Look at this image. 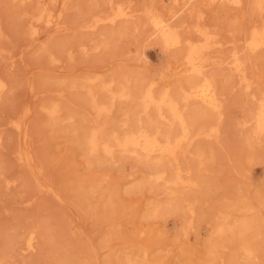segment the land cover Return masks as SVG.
<instances>
[{
	"label": "rangeland",
	"instance_id": "374dc122",
	"mask_svg": "<svg viewBox=\"0 0 264 264\" xmlns=\"http://www.w3.org/2000/svg\"><path fill=\"white\" fill-rule=\"evenodd\" d=\"M179 1L0 0V77L6 84L0 91V264H264V250L249 259L232 244L211 246L221 239L214 232L218 216L234 204L240 207L232 220L255 218L264 230V133L247 138L255 125L251 110L264 91V48L251 50L249 35L253 26L264 27V12H253L251 0L241 7L204 1L203 19L196 5L173 18L185 38L198 39L194 28L201 23L218 41L202 75L216 81L221 108L197 102L187 108L195 118L205 115L197 126L212 123L218 132L197 136L188 156H180L197 186L148 181L149 166L161 164L159 158L146 162L117 150L91 160L83 146L84 127L97 120L119 131L127 122L152 120V113H127L135 101L119 98L98 119L87 101L90 89H97L90 79L154 80L160 90L198 78L187 71L188 46L167 48L147 19L154 12L168 17ZM121 6L127 15L89 26ZM42 8L54 22L37 20ZM235 55L244 61V73L233 67ZM179 66L184 70L175 75ZM52 103L62 108L58 123L47 111ZM92 184L97 192L86 196L83 188ZM178 195L194 197L193 217L187 209L145 217L151 204L167 205Z\"/></svg>",
	"mask_w": 264,
	"mask_h": 264
},
{
	"label": "bare ground",
	"instance_id": "6f19581e",
	"mask_svg": "<svg viewBox=\"0 0 264 264\" xmlns=\"http://www.w3.org/2000/svg\"><path fill=\"white\" fill-rule=\"evenodd\" d=\"M174 1L176 3H180L179 0ZM204 1H208L211 5L216 3L218 4L219 2L221 4H230L232 7H241L245 2L244 0H184L181 3L182 5L179 10L174 11L168 17L156 14L154 12V14H151L147 18L149 23L152 25L151 28H153L152 34H157L159 38L163 40L167 48L172 49L185 45L188 46V50L185 55L186 63L189 65V69L187 71H192L198 78L191 79L189 81L187 80L186 83H180L174 88L163 87L160 90L156 89V81L147 79L139 80V82L135 83L136 85L128 84V80L126 83L119 81L117 82L114 78L111 80L96 78L93 80L90 79L89 82L87 81L89 84L94 83L97 86V89H90L89 95L86 97L90 106L96 111L98 119L101 118L104 113L112 110L111 108L115 100L118 98L120 100L133 99L135 101L134 105L128 109L127 113H131L132 115L144 113L149 116L152 113L151 121H143L142 119H138L136 122H127L120 131L115 127L109 129L107 123L108 121L102 122V120L101 122L97 120L93 126L89 125L86 128L83 126L85 129L82 136L83 146L85 147V150L91 160H98L101 155L103 157L114 156L117 150L138 154L139 157L143 156L145 160L147 159L146 162L152 160V158H159V162L161 164L158 163V165H155V163H151V166H149L147 173L148 176H146L148 181H151L152 179L159 182L165 181L171 186L184 189L194 188L198 185L197 179L192 176L193 174L181 165L180 156L183 155L186 157L184 154L189 151V147L191 144H193L197 136L201 134L211 136L216 135L218 132L217 128L212 123L203 125L199 123V125H201L197 126L198 124L196 121L198 120L197 118L201 116L199 113L201 111H198L199 116H197V118H195L196 116L194 114L191 115L187 112L188 106H190V104L193 102L199 103L204 108L206 107L216 111H219L221 108L222 104L219 98L220 95L217 89L218 86L215 83L216 81H214V79L211 77L202 75V69L206 66V54L208 51H210L213 45L216 44V40H212L213 34L208 30L207 26L201 25V23L196 24L194 28L195 32L199 34L198 39L185 38V36L182 34V26L173 22V18L185 6H199L203 4ZM250 2L253 12L260 14L264 12V0H251ZM197 9H199L198 17L203 19L204 12L200 10V6L199 8L197 7ZM125 15H127L126 8L121 6L116 10V12H114V14L110 16L97 17L95 15L96 17H94L92 23L89 24V26L96 27L104 21L113 22L117 18ZM38 16L39 17L37 20L45 19L46 23H52L55 21L53 14L48 13L45 8H42L39 11ZM34 32H36V30H34ZM249 36V47L251 50L258 51L259 49L264 48V27H257L256 25L253 26ZM232 63L236 71L242 73L246 71L244 68V61L236 55ZM183 70L184 69L180 66L175 67V72L173 73L177 75L178 73L183 72ZM246 76L244 80L248 83L247 88H250L252 83L249 81V79H247ZM163 82L167 83L168 79H164ZM5 86V81L0 77V91L4 90ZM115 87L119 88L115 89ZM61 110L62 108L56 103H52L47 107V111L53 123H58V119L61 117ZM251 112V119L254 120L255 125L253 126L254 128L252 131L249 132L247 137L248 140L258 138L264 133V91H262L257 97V106L253 108ZM204 116L202 114L201 117ZM161 121L168 122L169 125H167V127H162V125H160L162 124ZM17 126H19V124ZM250 142L251 141H249V143ZM202 156V153H198L200 163L203 162ZM165 161L169 162L170 165ZM96 192L97 185L92 184L89 187L83 188V193H85V195H92ZM176 197V201H172L167 205L158 203L151 204L147 209L145 217L149 220H152L159 218L167 212H180L183 209H187L189 212L188 214L193 217L196 213L194 204L197 203H195L196 200L194 197L193 199L191 197L189 198V196L187 197L178 195ZM239 207V204H234L232 206V210L238 211ZM232 210L230 209V211H225V213L222 212L223 214L221 217L218 216L220 220H218L219 222L217 221V225L215 224L216 228L214 227V232H217L221 239L213 243L211 246L215 248H226L228 246L227 243H229L238 248V250H242L247 258L252 259L257 256L259 252L261 254L262 250H264V247L262 248L264 245L263 227L260 221L255 218H246V216H238V218H236L237 215H235L236 217H234L232 220L234 215V211L232 212ZM34 239L35 236L33 235V232H31L27 237L28 248H34ZM132 260V258H128V263L132 262ZM137 264H141V262L138 260Z\"/></svg>",
	"mask_w": 264,
	"mask_h": 264
}]
</instances>
